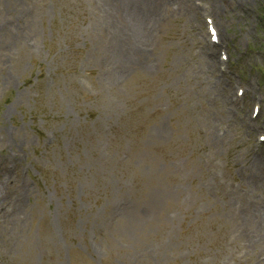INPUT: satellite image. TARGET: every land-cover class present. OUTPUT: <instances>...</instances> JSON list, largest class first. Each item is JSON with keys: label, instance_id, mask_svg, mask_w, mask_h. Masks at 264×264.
<instances>
[{"label": "rangeland", "instance_id": "374dc122", "mask_svg": "<svg viewBox=\"0 0 264 264\" xmlns=\"http://www.w3.org/2000/svg\"><path fill=\"white\" fill-rule=\"evenodd\" d=\"M260 136L264 0H0V264H264Z\"/></svg>", "mask_w": 264, "mask_h": 264}, {"label": "bare ground", "instance_id": "6f19581e", "mask_svg": "<svg viewBox=\"0 0 264 264\" xmlns=\"http://www.w3.org/2000/svg\"><path fill=\"white\" fill-rule=\"evenodd\" d=\"M219 39V38H218ZM205 47H206V51L209 53V55H210V58H211V61L212 62H214L213 61V56H214V51H213V49H214V47H215V44L214 43H212L211 41H208L206 44H205ZM215 50V49H214ZM216 52V51H215Z\"/></svg>", "mask_w": 264, "mask_h": 264}]
</instances>
